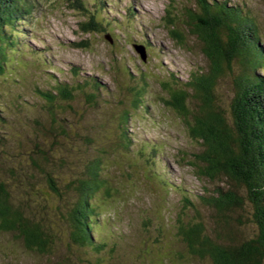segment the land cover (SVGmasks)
<instances>
[{
	"label": "rangeland",
	"instance_id": "obj_1",
	"mask_svg": "<svg viewBox=\"0 0 264 264\" xmlns=\"http://www.w3.org/2000/svg\"><path fill=\"white\" fill-rule=\"evenodd\" d=\"M226 1L252 12L264 41V0ZM36 2L34 15L19 26L22 45L16 54L14 75L10 81L0 79V152L2 145L13 149L22 144L19 147L30 153V142L40 131H35L34 122L47 118L43 111L47 102L35 94L36 88L54 92L56 82L76 87L93 79L103 87L100 103H129L127 90L121 91L118 82L128 88L146 77L149 93L145 109L135 112L128 127L133 140L130 151L122 148L118 127L91 131L100 113H94L85 99L76 100L72 107L65 105L66 114H61L68 123L83 127L78 132L86 134L90 130L94 134L89 152L76 132L71 133L66 145L79 148L74 156L81 152L84 158L97 157L107 152L104 178L118 194L114 201L102 206L109 226L94 237L108 247L97 253L74 245L67 225L55 213L57 202L49 197L44 205L48 204V216L57 230L54 248L45 254L29 251L15 235L3 234L0 264H211L208 259L189 256L174 229L178 214L185 208V198L210 224L213 212L199 198L227 186L196 176L190 163L202 147L190 138L182 118L164 104L170 100L166 83L180 88L193 73L208 70L203 45L186 25L188 13H198L197 0H82L89 14L79 6L73 7V0ZM91 15L105 26L104 33L87 35L80 31V24ZM173 20L175 29L186 38L185 46L176 41L173 28L168 26ZM79 43H87L90 48L76 47ZM137 45L146 48L147 62L135 50ZM73 70H78L79 75L75 77ZM216 93L229 113L233 98L230 75L221 79ZM113 109L104 105L100 116L105 120ZM45 141L54 143L53 138ZM9 148L5 150L10 152ZM75 159L69 161L64 172L61 170L65 180L81 171L82 158ZM160 178L170 187L159 182ZM237 214L238 211L231 213V218L239 217ZM148 219L151 222L146 225ZM243 221L242 237L253 238L255 226L246 218ZM158 227L163 230L158 231Z\"/></svg>",
	"mask_w": 264,
	"mask_h": 264
},
{
	"label": "trees",
	"instance_id": "obj_2",
	"mask_svg": "<svg viewBox=\"0 0 264 264\" xmlns=\"http://www.w3.org/2000/svg\"><path fill=\"white\" fill-rule=\"evenodd\" d=\"M197 2L198 13L189 12L186 25L203 45L208 70L193 73L180 88L166 83L170 100L164 104L182 118L190 138L202 147L190 163L196 176L212 183L220 181L227 189L219 186L213 195L199 198L213 212L210 224L185 198V208L173 228L175 237L185 245L189 256L208 259L211 264H264V41L247 8L226 0ZM36 5V0H0V79L10 81L14 75L16 54L22 45L19 26L34 15ZM78 6L89 14L82 0H73V7ZM168 26L173 28L176 41L185 46L186 38L175 29V21ZM80 31L100 34L105 32V26L91 15L80 24ZM75 46L90 48L87 43ZM73 74L76 77L79 71L73 70ZM229 75L233 98L228 113L216 92L221 79ZM118 85L121 91L127 90L129 103H100L103 87L93 79L76 87L56 82L54 92L35 89V94L47 102L43 105L47 118L34 122L35 131H40L30 142V153L19 147L22 144L13 149L2 145L0 152V235H15L27 250L48 253L54 248L57 234L48 216V204L44 205L52 197L57 202L55 213L67 225L74 245L97 253L108 247L94 237L109 226L102 206L114 201L118 194L104 178L107 152L97 157L84 158L81 152L74 156L79 148H68L66 142L74 131L89 151L95 142L91 131L116 126L122 148L131 150L133 140L128 127L135 112L145 109L149 84L142 77L128 88L122 87L120 81ZM80 98L94 113L101 114L104 105L114 107L105 120L98 114L97 125L86 134L77 131L83 127L76 122L68 123L61 117L66 114L64 106ZM60 104L63 107L59 108ZM48 138H53L54 143H47ZM75 157L82 158L81 171L65 180L64 169ZM159 182L170 187L162 178ZM236 211L239 217L232 219L231 213ZM243 218L255 226L253 238L242 237ZM150 222L145 220L146 225Z\"/></svg>",
	"mask_w": 264,
	"mask_h": 264
},
{
	"label": "water",
	"instance_id": "obj_3",
	"mask_svg": "<svg viewBox=\"0 0 264 264\" xmlns=\"http://www.w3.org/2000/svg\"><path fill=\"white\" fill-rule=\"evenodd\" d=\"M135 50L138 52V54L140 55L141 59L143 62H147L148 59V54L146 51V48L144 46H135Z\"/></svg>",
	"mask_w": 264,
	"mask_h": 264
}]
</instances>
